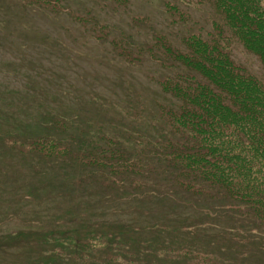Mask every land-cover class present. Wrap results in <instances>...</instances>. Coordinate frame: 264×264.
Masks as SVG:
<instances>
[{"label": "rangeland", "instance_id": "1", "mask_svg": "<svg viewBox=\"0 0 264 264\" xmlns=\"http://www.w3.org/2000/svg\"><path fill=\"white\" fill-rule=\"evenodd\" d=\"M51 4L0 5V264H134L127 250L121 260L99 255L104 245L93 237L112 235L117 225L142 231L173 226V211H164L153 195L132 200L138 188L124 184L129 172L107 182L97 172L100 167L70 157L42 159L39 147L49 148L37 141L55 137L68 142L72 156H84L98 134L112 143L102 141L103 149L122 153L120 141L153 136L154 113L172 101L159 82L189 73L164 46L185 53L191 35L218 43L236 67L263 82L264 69L210 0ZM56 121L67 127L54 131ZM94 146H101L100 140ZM138 156L148 162L144 154ZM169 180L170 175L154 180L162 187L155 193L195 208L210 206ZM229 227L238 237L246 232L244 226ZM187 235L188 230L176 236L181 241Z\"/></svg>", "mask_w": 264, "mask_h": 264}, {"label": "trees", "instance_id": "2", "mask_svg": "<svg viewBox=\"0 0 264 264\" xmlns=\"http://www.w3.org/2000/svg\"><path fill=\"white\" fill-rule=\"evenodd\" d=\"M13 1L26 8L52 7V0H0V5L3 8ZM210 1L264 69V0ZM167 10L175 9L168 6ZM156 42L161 44V40ZM184 43L185 53L168 46L164 52L189 73L168 75L159 82L172 101L154 113L156 118L149 124L153 136L140 135L138 141L127 138V144L120 141L128 156L116 148L103 149L102 141L112 143L98 134L84 156H72L68 142L42 137L38 145L49 150L39 147L40 157L46 161L70 157L78 164L100 167L97 172L107 182L116 183L114 176L122 178L129 172L124 184L138 188L132 200L153 195L164 211H173V226L156 224L142 231L117 225L112 235L93 237L96 245H104L99 255L121 260L127 250L134 264H264V82L236 67L216 42L191 35ZM54 127L61 132L67 126L56 121ZM99 140L101 146H94ZM109 152L114 156H107ZM141 153L148 162L139 160ZM164 175L196 195L195 201L210 206L195 208L155 193L162 187L153 181ZM180 210L187 211L182 212L183 220H179L182 214L175 215ZM229 224L244 226L247 235L244 231L236 236ZM91 228L96 234L97 223ZM186 230L188 235L180 241L176 235ZM114 263L118 264L109 262Z\"/></svg>", "mask_w": 264, "mask_h": 264}]
</instances>
